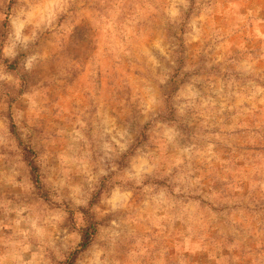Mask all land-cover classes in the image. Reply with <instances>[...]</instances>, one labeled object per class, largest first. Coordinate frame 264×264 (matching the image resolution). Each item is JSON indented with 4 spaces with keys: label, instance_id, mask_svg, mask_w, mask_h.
<instances>
[{
    "label": "rangeland",
    "instance_id": "1",
    "mask_svg": "<svg viewBox=\"0 0 264 264\" xmlns=\"http://www.w3.org/2000/svg\"><path fill=\"white\" fill-rule=\"evenodd\" d=\"M83 208L76 264H264V0H0V264Z\"/></svg>",
    "mask_w": 264,
    "mask_h": 264
},
{
    "label": "trees",
    "instance_id": "2",
    "mask_svg": "<svg viewBox=\"0 0 264 264\" xmlns=\"http://www.w3.org/2000/svg\"><path fill=\"white\" fill-rule=\"evenodd\" d=\"M26 158L27 160H29V166L31 167V177L34 185L39 191H43L45 187L41 180L38 167L36 166L34 160H31L29 157ZM94 201L95 200H93L91 206L93 205ZM80 210L85 221V225L81 231V242L78 248L75 251L71 252L66 264H76L79 256L89 249L98 233L100 222L91 212V208H83Z\"/></svg>",
    "mask_w": 264,
    "mask_h": 264
}]
</instances>
